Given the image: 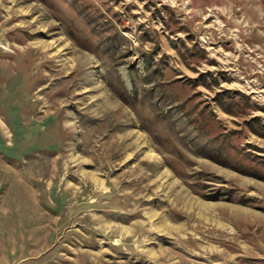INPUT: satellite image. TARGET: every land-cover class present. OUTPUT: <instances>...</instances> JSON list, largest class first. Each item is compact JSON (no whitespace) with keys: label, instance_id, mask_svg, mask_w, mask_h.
Masks as SVG:
<instances>
[{"label":"rangeland","instance_id":"obj_1","mask_svg":"<svg viewBox=\"0 0 264 264\" xmlns=\"http://www.w3.org/2000/svg\"><path fill=\"white\" fill-rule=\"evenodd\" d=\"M158 1L0 0V264H264V0Z\"/></svg>","mask_w":264,"mask_h":264},{"label":"built area","instance_id":"obj_2","mask_svg":"<svg viewBox=\"0 0 264 264\" xmlns=\"http://www.w3.org/2000/svg\"><path fill=\"white\" fill-rule=\"evenodd\" d=\"M184 0H159V5H170L173 7H177L178 5H182ZM212 9H208V13L203 16V18H206L207 16H211ZM224 25V24H223ZM205 29L202 30L198 35V42L200 46L207 51L213 53H219V65L224 72H229V69L232 67L237 70L236 78L238 79V83H240L244 90L250 94L256 101L259 103H264V55L260 52H254L257 51L253 47L248 46L246 43H241L236 41V44H239L241 48H239V51H245V53H242L249 56V59L253 61V66L251 68V74L248 75L247 68H241L242 70L237 69V60L239 56L241 55V52L235 51V55L233 56L231 53H225L223 48H221V44H217L212 38V33L209 27H207V24L202 25ZM207 28V29H206ZM234 34V33H232ZM236 36V34H234ZM223 42V41H222ZM227 43V42H224ZM238 45V46H239ZM217 49V50H216ZM216 51V52H215ZM246 75L244 77L242 74ZM230 74V73H229ZM248 75V76H247Z\"/></svg>","mask_w":264,"mask_h":264},{"label":"bare ground","instance_id":"obj_3","mask_svg":"<svg viewBox=\"0 0 264 264\" xmlns=\"http://www.w3.org/2000/svg\"><path fill=\"white\" fill-rule=\"evenodd\" d=\"M217 50V49H216ZM234 84V83H233ZM237 84V83H236ZM211 205H205V206H203V209L204 208H206L207 209V211H209L210 212V210H211ZM221 211V210H220ZM223 224V223H222Z\"/></svg>","mask_w":264,"mask_h":264}]
</instances>
